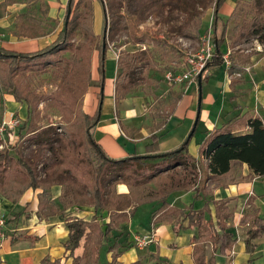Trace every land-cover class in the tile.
<instances>
[{
  "label": "rangeland",
  "instance_id": "rangeland-1",
  "mask_svg": "<svg viewBox=\"0 0 264 264\" xmlns=\"http://www.w3.org/2000/svg\"><path fill=\"white\" fill-rule=\"evenodd\" d=\"M48 1L41 0L39 4H32L27 3L25 0H0V42L4 43L1 46L6 47V44L26 39H33L38 46L51 43L61 29L66 0H58L59 8L57 9L50 8L47 4ZM242 1L246 3V5L240 4L243 10L254 15L253 17L257 19L261 17L264 20V0H259V6L255 5L256 8H259L258 10L252 8V3L249 0ZM89 2L92 9V29L95 34L94 45L101 44L103 28L106 26L104 39L108 50L105 57L108 61L104 70L107 73L113 70L114 78L117 77L120 73V70L116 67L117 56L127 54L130 56L128 59L131 67L130 73L128 72L126 76L119 78L117 82L118 88L115 89L114 95L116 94L118 98L120 97L123 100L127 99V101L134 99L139 116L151 119L153 128L155 126L158 128L162 123L159 113L163 112V115L166 116L171 110L170 106L175 101L177 94H181L184 89L182 83H173L167 80L165 75L169 72L175 77V75L179 76L185 72L189 73L192 64L188 61L195 63L194 55L204 47L205 38H209V43L212 47L213 36L210 30L212 11L210 9L206 10L200 18L198 16L200 8L197 5V0H136L134 2H126L124 0H89ZM81 7L83 5L80 6V10ZM222 20L224 18L218 21L219 25L222 24ZM232 28V22L227 23L225 32L228 44L226 42L225 45L229 49L234 48V46H237V48L235 50L232 49L233 53L230 52V54L224 53L223 55L220 52L228 63L238 54L239 49H248L250 45L256 42L251 38L232 41ZM219 30L220 28L216 31L217 35ZM71 43L68 48L69 51L56 53L49 57L54 62L59 59L62 60L58 66L45 67L43 72H24L13 78V82L19 87L22 95L28 99L33 97H39L40 99L36 104L35 111L38 114L33 124L37 131L33 136L31 134L29 136L26 135L24 139L19 140L20 142L16 146L21 149V155L36 166L37 180L42 181L45 177V181L49 184L54 182L61 183L62 181L59 184L61 186L60 194L65 202L69 199H65L64 195L70 196V199L72 198L71 201L77 203L76 206L83 207V210L86 211L92 209L89 195L78 184L84 178L89 181V171L93 164H85L90 150L83 145L78 111L81 110L84 114L93 112V109H87L84 112L82 104L85 94L88 91L90 92L92 87L97 86L94 81L96 78L94 66L97 60V53L96 50H92L91 78L83 89L82 75L79 77L75 66L72 70V64L70 67L66 61L69 58H72L73 62L79 59V57L75 56L76 54L72 53L78 45H86L88 49L93 46L85 40V35L81 31L76 32ZM239 55L246 56L247 54L239 53ZM63 59L67 60L63 61ZM205 71L206 69L201 74L202 80ZM190 86H192L193 90H197L196 80ZM4 95L6 94L0 93V127L3 121L8 120V115H11L10 117L17 120L18 123L11 130L6 127L2 129L0 144L2 147L4 145L11 147L14 146L17 140L14 141L13 145L8 144L9 137L7 135L12 133L15 136L17 129L21 127L25 117L24 105L15 102L11 96ZM50 97L65 99L68 105L67 110L62 109L61 103L53 102L52 99H49ZM95 100H97V97H95ZM117 105H115V108ZM124 108H128V106ZM117 114L116 112V118ZM62 128H65L70 133L69 137L72 139L68 141L67 137L64 140L66 149L62 145L60 146L58 142L50 143L49 149L42 148L38 144L40 141L51 142L53 139L63 138ZM122 132L125 133L124 129H122ZM198 136L200 134L196 133L195 139ZM30 137H35L34 143L25 141ZM10 141L12 142L13 140ZM8 147H5V149ZM51 148L52 150H50ZM10 155L14 157L13 153H10ZM199 169L201 170V167ZM128 170L135 172L131 168H128ZM237 172H239L238 167L233 166L232 173L236 175ZM126 175L133 179L129 180L127 185L123 184L122 179L110 181L111 177L109 176L102 181L106 193V204L114 206V209L118 208L117 206L120 204V201L116 198V194L120 193L119 191L128 190L130 192L131 198L128 201L130 207H133L135 203L152 198L154 194H156V197H160L170 190L180 191L189 187L183 184L186 183L184 180L188 179L190 175L184 173L181 167H176L168 172H159L150 180L146 179L145 176L138 177L133 175L130 171ZM16 179H18L16 183L20 186L23 185V179L19 177ZM107 181L108 183H106ZM227 201L226 207L229 210L234 204L229 199ZM157 204L154 201V205ZM142 209L146 212L147 207ZM143 210L140 211L138 220L140 221V226L145 227L146 219L144 218L145 213H143ZM45 213L46 210L26 214L21 211L19 213V232L15 233L27 232L26 228L31 226L33 222L39 221ZM102 213L105 215L104 212ZM247 213H252V209H248ZM83 215L87 217V214ZM149 215H151V212ZM9 217H11V213H0V219L4 222L3 226L7 224L6 219ZM105 217L106 215L104 216L106 222L107 218ZM115 221V226L125 222L123 220ZM245 224L241 225L244 227ZM112 231L109 234L108 243L113 237L114 232ZM148 233H150L148 230L145 232L135 231L132 236H130L131 234L125 236L128 240L131 238L129 242L123 239V248H133V252L136 251L138 253L145 251L148 246L139 249L133 244L132 238ZM206 251L205 255L208 257L209 250ZM148 255V253L146 256L142 254V258H138L137 261L140 264L162 263L153 255ZM103 258L104 254L102 253L101 261H103ZM61 263L70 264V260L66 262L63 259Z\"/></svg>",
  "mask_w": 264,
  "mask_h": 264
},
{
  "label": "trees",
  "instance_id": "trees-1",
  "mask_svg": "<svg viewBox=\"0 0 264 264\" xmlns=\"http://www.w3.org/2000/svg\"><path fill=\"white\" fill-rule=\"evenodd\" d=\"M25 1L32 4H39V2H41V0ZM124 1L134 2L136 0ZM249 1L252 3L253 9H259L256 8L255 5L259 6L261 0ZM225 2L226 0H197V5L200 8V13L198 15L200 18L206 10L210 9L212 11L210 30L213 36V52L212 57L205 63L208 64V66H219L223 63L219 48L224 42L226 25L229 22L233 24L231 30L232 41L235 42L239 39L247 40L251 38L256 41L258 45L264 46V20L261 17L257 19L253 17L254 15L243 10L240 4L246 5V3L242 0H234L231 12L222 20L219 34L217 35L215 33L216 21L221 20L218 10ZM81 5H83V7H81L80 10ZM79 31L84 33L85 40L93 47L88 49L86 45H78L72 51L74 55L76 54V57H79L78 60L74 61L76 63L74 64L72 58L66 59L67 61L63 59V61L69 63L70 67L72 64V70L75 66L79 77L82 75L84 89L86 83L90 81L91 78V53L92 50H96L97 84L101 85L104 81L105 54L108 47L105 44L102 50L101 44L94 45L93 43L95 34L92 29V9L89 0H66L61 29L56 34L55 39L45 47L28 53L5 50L0 47V93L8 94L15 102L25 105V117L21 127H19L16 132L17 141L14 146L6 149L4 148L0 151V195L12 203L16 202L25 190L40 189L41 192L37 197L38 209L43 206H53L49 200V188L53 184L59 185L62 183L61 181V183L54 182L49 184L45 181V177L42 181L37 180L36 166L28 159H25L21 155V149H18L16 146L26 135L29 136V134H31L33 136L37 131L33 124L38 114V112L35 111L36 104L40 99L39 97L28 99L22 95L19 87L13 82V78L24 72H43L45 67L58 66L62 60L59 59L54 62L49 59V57H52L56 53L69 51L68 48L72 44L71 40H73L76 32ZM129 57L130 56L127 54L124 56L118 55L116 58V67L120 70V73L113 80V92L118 88L117 82L119 78L121 76H126L131 70L128 60ZM246 57L247 56L239 55L238 53L234 59H231L229 66L226 68V75L239 74L241 72V66L246 62ZM179 96L181 95H178L177 98H179ZM113 97L114 105H117L118 100L122 99L120 97L118 98L116 94ZM101 98L102 93H99L97 95L96 108L92 115L84 114L81 110L78 111V118L81 122L80 133H82L83 145L90 150L85 164H93V167H91L89 171V181L84 178L79 182L78 186L85 189L86 193H88L93 214L87 219L62 215L63 226L66 230V240L61 244L63 248V258L65 260L69 259L70 264H117L115 262L117 258L115 253L117 246H114V244L109 246L108 244L109 234L114 229L115 220L127 221L129 218L131 219L133 217L137 206L155 201L159 206L151 213V222H170L171 232L174 236L186 230L195 231V234L192 235L188 241L192 246V264H215V256H223L224 253L233 246L235 239L225 225V220L231 215L228 213L226 207L228 201H215L211 198L205 199L208 194L205 191V184L209 180L228 177L232 162L245 164L253 175L260 178L264 177V128L261 121L258 119L247 120L246 125L249 128V132L245 134L231 133L223 126L210 130L198 145L199 158L206 160L204 166L197 165V161L187 153V144L189 139L193 136L195 129L190 137L185 139L184 142L173 151L163 154L158 153V138L152 135L149 137V143L143 147L144 155H131L123 159L113 160L108 159L104 155L100 145H98L89 134V130L95 126L99 120ZM49 99H52L55 103H61V108L67 110L68 105L65 99H57L55 97H50ZM174 104L173 102L170 106L171 110ZM159 116L162 118L163 124L167 119V115L164 116L161 113ZM62 131L64 135L63 138L53 139L51 142L40 141L38 144H40L42 148L49 149L50 143L58 142L60 146L62 145L66 149L64 140L67 137L68 141L72 139L69 137L70 133L67 132L65 128H62ZM34 138L30 137L25 141L34 143ZM50 150H52V148ZM10 153H13L14 157H12ZM176 167H181L184 173L190 175L188 179L184 180L186 183L183 185H188V188L194 186L193 198H197L198 195L203 197V204L199 209L194 210L192 204H188L183 208L170 206L166 202V197L174 190H170L160 197H156V194H154L152 198L140 200L135 203L133 207H130L128 201L131 198L130 192L126 190L125 193L116 194V198L120 201V204L117 206L118 208L114 209V206L106 204V193L102 182L105 177H111L109 179L110 181L122 179L123 184L127 185L129 180H133L129 175H126L128 171L133 175L138 177L145 176L146 179L150 180L159 172H168ZM199 167H201V170ZM128 168L133 169L135 172L128 170ZM18 177L24 181L21 186L16 183V180H18L16 178ZM106 183H108V181ZM64 198L69 200L65 202L61 194L57 198L63 210L77 205V203L71 201L72 198L70 199V196L64 195ZM209 205L212 206V210ZM102 212L106 215V222L104 220L105 215H103ZM18 216L19 214L16 213L11 218L7 219L6 222L9 223ZM263 233L264 216L258 217L254 215L251 221L248 222L247 228L243 231V251L245 254L251 255L253 253L255 249L253 242L260 238ZM17 238L27 239L32 242L36 240L34 237L24 235L15 237V235H12L10 242L17 240ZM207 245L210 246V254L208 257L205 255V248ZM102 253H110V261H101L100 256ZM39 264L64 263H61L59 260L50 261L47 257H44L39 261ZM128 264L140 263L134 261ZM154 264L159 263L156 262Z\"/></svg>",
  "mask_w": 264,
  "mask_h": 264
},
{
  "label": "crops",
  "instance_id": "crops-1",
  "mask_svg": "<svg viewBox=\"0 0 264 264\" xmlns=\"http://www.w3.org/2000/svg\"><path fill=\"white\" fill-rule=\"evenodd\" d=\"M47 4L50 8H59L58 0H49ZM233 5L234 0H226L218 10L219 17L225 19L231 12ZM219 28L220 25L216 21L215 33ZM227 40L225 32L224 42L219 48L223 55L224 53H233L232 49L237 48L234 46V48L229 49L225 45L226 42L228 44ZM1 45L4 43L0 42V47L5 50L28 53L37 51L48 44L38 46L33 39H26L6 44V47ZM238 53L247 54L246 62L241 66L239 74L226 75V67L222 63L219 66L206 68L203 80L201 78L198 118L194 134L187 144V153L197 161L199 166H204L206 160L199 158L198 145L210 130L223 126L231 133L245 134L249 132L246 125V121L249 119H258L264 128V46L254 42L248 49H239ZM107 61L108 59L105 57V64ZM96 66L97 64L94 66L95 71ZM103 78V84L98 85L96 72L94 81L97 86L92 87L90 92L85 94L82 110L85 112L87 109H93L94 112L96 108L95 97L102 93L100 117L97 124L89 130V134L100 145L102 152L108 159L119 160L131 155H144L143 147L149 143V137L152 135L158 138V153L160 154L173 151L184 142L197 111L196 89L193 90L190 86L186 91L183 89L181 94H177V100L174 101L175 104L167 114L165 122L161 123L162 125L158 128L156 126L153 128L151 119L139 116L134 99L131 101L122 99L115 108L112 85L113 70L110 73L104 70ZM178 95L181 96L177 98ZM125 106L128 108H124ZM116 112L118 113L117 118ZM161 113L163 114V112L159 114ZM8 116L10 117V115ZM121 128L124 129L125 133L122 132ZM196 133L200 134L197 139H195ZM233 166L239 169L236 175L232 173ZM193 188L194 186L187 190L171 192L166 197V202L172 207L183 208L192 204L194 210L199 209L203 204V197L198 195L197 198H193ZM205 191L208 193L205 199L211 198L215 201L229 199L234 204L230 209L228 208L231 215L225 220V225L227 230L233 234L235 242L223 256H215V264H264V233L260 238L254 240L255 249L251 255H247L243 251V231L247 228L248 222L254 215L264 216V177L260 178L253 175L245 164L232 162L229 176L207 181ZM40 192V189H27L13 203L2 196L0 197V213H11V217L16 214L14 212L19 214L22 211L26 214L46 210L39 221L33 222L31 226L26 228L27 232L15 233L19 232L20 216L2 227L0 264H39V261L44 257L50 261L58 259L63 262L61 244L66 240V230L63 226L62 215L87 219L93 214V209L85 211L83 207L78 206L63 210L57 201L61 193V186L55 184L49 188V200L53 206H43L38 209L37 197ZM119 192L125 193L126 191ZM158 206L159 204L154 205V202L137 206L131 219L129 218L124 223L115 226L112 231L114 232L113 237L108 244L109 246L112 244L117 246L115 250L117 255L115 262L117 264L137 261L138 258H142V254L146 256L147 253L162 261L161 264H192V246L188 241L195 234V231L186 230L174 236L171 232L170 222L152 223L149 219L151 216L149 213H152ZM146 207L147 210L144 212L142 208ZM209 207L212 210V206L209 205ZM248 209H252V213L246 214ZM141 210L145 213V227L140 226L138 220ZM83 214H87V217ZM243 223H246L244 227L241 225ZM147 230L154 234V241L148 245L145 251L138 253L133 252V248H123V239L129 242L131 238L128 240L125 236H129V234L132 236L135 231L145 232ZM127 232L129 233L127 234ZM12 235L15 237L20 235L34 237L36 240L32 242L17 238V240L10 242ZM205 250H209L210 254L209 245L206 246ZM110 257V253L104 254L103 261H110ZM65 261L67 262L69 259Z\"/></svg>",
  "mask_w": 264,
  "mask_h": 264
},
{
  "label": "built area",
  "instance_id": "built-area-1",
  "mask_svg": "<svg viewBox=\"0 0 264 264\" xmlns=\"http://www.w3.org/2000/svg\"><path fill=\"white\" fill-rule=\"evenodd\" d=\"M204 47H202L200 49V51L194 55L195 57V63L193 61H188L189 63L192 64L191 68H190V72H185L180 74L179 76L175 75V77H173L174 75H172L171 73H167L165 75L166 79L173 82V83H182V86L184 88V91H186L188 89V87H190V85L193 83L194 84V80H196V76L199 73V71L206 65L205 63L212 57V47L209 43V38H205L204 39ZM223 59V64L225 65V67L227 68L229 66V63L227 62V60L222 57ZM11 116V115H10ZM18 121L15 119H12L11 117H8L7 121H3L2 125L0 127V133L3 131L2 129L9 128L11 130V128H13L15 125H17ZM7 137H9V141L8 144L13 145L14 141L17 139V135H12V133H8ZM10 140H13L12 142ZM5 146V145H4ZM2 147V145L0 144V151L3 150L5 147ZM3 220L0 219V240L2 239V226H3ZM154 241V234L152 233H148V234H144V235H138V236H134L132 238V242L133 244L139 248L142 249L146 246H148L149 244H151Z\"/></svg>",
  "mask_w": 264,
  "mask_h": 264
},
{
  "label": "water",
  "instance_id": "water-1",
  "mask_svg": "<svg viewBox=\"0 0 264 264\" xmlns=\"http://www.w3.org/2000/svg\"><path fill=\"white\" fill-rule=\"evenodd\" d=\"M67 13H68V8H67ZM105 33H106V26H104L103 28V32H102V41H101V49L103 50L104 48V45H105ZM208 64H206L200 71L199 73L197 74L196 76V88H197V111H196V115H195V118H194V121H193V124H192V127L190 129V132L188 133L186 139H188L190 137V135L192 134L194 128H195V125H196V122H197V118H198V112H199V103H200V82H201V74L202 72L208 68Z\"/></svg>",
  "mask_w": 264,
  "mask_h": 264
}]
</instances>
